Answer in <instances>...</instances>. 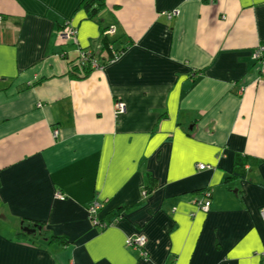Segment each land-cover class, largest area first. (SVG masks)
Instances as JSON below:
<instances>
[{"label": "crops", "instance_id": "obj_1", "mask_svg": "<svg viewBox=\"0 0 264 264\" xmlns=\"http://www.w3.org/2000/svg\"><path fill=\"white\" fill-rule=\"evenodd\" d=\"M83 2L0 0V264H264V0Z\"/></svg>", "mask_w": 264, "mask_h": 264}, {"label": "built area", "instance_id": "obj_2", "mask_svg": "<svg viewBox=\"0 0 264 264\" xmlns=\"http://www.w3.org/2000/svg\"><path fill=\"white\" fill-rule=\"evenodd\" d=\"M179 11H174V12H169L167 13L168 17H172V15H178ZM113 30L110 29L107 33H112ZM77 31L75 28H73L72 26H69L68 24L65 25V27L59 31L58 35L59 38L61 39L62 42H67V43H71L73 45L77 44ZM121 55H117V57H115L114 59L110 60V61H114L115 59H117L118 57H120ZM79 61L78 64L80 67L82 68H89V69H93V70H99V69H103V66L101 65L100 61L98 60L96 54L91 51V50H80L79 54ZM253 59L255 61H257L258 65L260 66V73H262L264 75V45L258 46L257 48L254 49V53H253ZM116 111L120 112V113H124L125 110V105L122 102H118L116 103ZM116 112V113H117ZM197 168L201 169V170H206V169H212L211 166H206L202 163H198ZM143 194H147V192L145 190H143ZM57 198H60L62 200H64V197L58 193ZM212 203H210L209 200L205 201L203 204L200 205V209L204 212H208L210 209ZM89 215H90V220H92L93 224H99L102 227L104 225H102L100 219L98 218V214L99 211L101 210V204L99 201L94 200L92 202V204L89 206ZM261 216L262 219L264 221V210L261 211ZM126 242V246L128 248H133L135 250H138L141 253V257L143 258H147L148 257V252L145 250L146 249V244L148 242V240H146V237L144 235H135L133 237H129L125 240Z\"/></svg>", "mask_w": 264, "mask_h": 264}, {"label": "trees", "instance_id": "obj_3", "mask_svg": "<svg viewBox=\"0 0 264 264\" xmlns=\"http://www.w3.org/2000/svg\"><path fill=\"white\" fill-rule=\"evenodd\" d=\"M105 4H106L105 0H84V2L82 4V7L84 8V10H87V12L89 13V16L91 18H96L97 15L105 7ZM62 27L64 28L65 26H62ZM103 44H104V49L110 55L111 60L114 59L115 57H117V55H121L122 52L124 51L123 50L122 52H116V53H114L115 51L113 50L112 46H110V44L107 43V37L106 36H104ZM155 184L156 183H154L152 186H155ZM145 191L148 194L150 193V191L148 189H145ZM128 208H130V207H122V208L117 209V211H115L114 213H112L111 218H110V221L109 222H106V223L101 222L102 225H104V227L109 226V225H113L115 222H117V220L119 219L118 217H120L121 213L124 210H128ZM24 236H25V234H24Z\"/></svg>", "mask_w": 264, "mask_h": 264}, {"label": "water", "instance_id": "obj_4", "mask_svg": "<svg viewBox=\"0 0 264 264\" xmlns=\"http://www.w3.org/2000/svg\"><path fill=\"white\" fill-rule=\"evenodd\" d=\"M37 225V224H36ZM34 228H30L28 226L24 227L22 229L23 232H26L27 234H35L36 233V229H41V227L36 226Z\"/></svg>", "mask_w": 264, "mask_h": 264}, {"label": "bare ground", "instance_id": "obj_5", "mask_svg": "<svg viewBox=\"0 0 264 264\" xmlns=\"http://www.w3.org/2000/svg\"><path fill=\"white\" fill-rule=\"evenodd\" d=\"M62 29H63V28H62ZM62 29H61V30H62ZM109 30H110V28L103 32V33H104V36H106V37L109 36L110 33H109V34L107 33ZM112 30H113L112 33H114V29H113V28H112Z\"/></svg>", "mask_w": 264, "mask_h": 264}, {"label": "rangeland", "instance_id": "obj_6", "mask_svg": "<svg viewBox=\"0 0 264 264\" xmlns=\"http://www.w3.org/2000/svg\"><path fill=\"white\" fill-rule=\"evenodd\" d=\"M102 209V208H101Z\"/></svg>", "mask_w": 264, "mask_h": 264}]
</instances>
